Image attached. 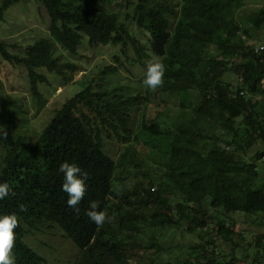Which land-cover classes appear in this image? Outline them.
Segmentation results:
<instances>
[{
	"label": "trees",
	"instance_id": "1",
	"mask_svg": "<svg viewBox=\"0 0 264 264\" xmlns=\"http://www.w3.org/2000/svg\"><path fill=\"white\" fill-rule=\"evenodd\" d=\"M35 1L48 15L49 36L21 53L0 41L1 57L26 70L34 98H40L39 85L48 82L41 70L64 77L76 69L75 63L59 61L56 43L71 55L84 36L91 47L121 49L98 80H87L55 110L34 141L1 128L0 120V181L12 186V194L0 200V213L18 217L12 249L16 264H47L26 242L30 229L41 226L58 227L76 245L74 264H157L163 248L151 238L142 242L144 227L187 224V232L202 233L208 207L264 221V178L256 164L264 150L247 158L250 148L264 143V117L255 99L264 96V46L249 42L251 30L264 28V6L238 19L243 0ZM16 2L5 0L0 15ZM117 5L126 10L118 12ZM131 25L147 35L145 42ZM128 45L138 62L150 55L163 60L164 83L157 90L120 96L123 86L103 84L123 66ZM228 73L237 77V86L224 78ZM163 96L182 107L191 102L182 115H170ZM107 138L124 143L115 159L105 151ZM138 144L167 154L159 179L136 169L141 166ZM62 161L88 173L79 212L67 206L61 190ZM91 200L99 201L108 217L99 227L85 214ZM232 233L222 222L215 230L223 239ZM213 242L211 236L195 247V264H200L198 256L213 252L207 249ZM151 248L153 256H144Z\"/></svg>",
	"mask_w": 264,
	"mask_h": 264
},
{
	"label": "rangeland",
	"instance_id": "2",
	"mask_svg": "<svg viewBox=\"0 0 264 264\" xmlns=\"http://www.w3.org/2000/svg\"><path fill=\"white\" fill-rule=\"evenodd\" d=\"M5 0H0V8ZM119 5L124 4V0H118ZM264 6V0H243V5L236 13L238 19L244 18L251 11ZM115 10H122L117 5ZM129 12V10H128ZM123 13V12H122ZM49 19L44 8L35 0H18L3 10L0 15V41L8 47L11 52L21 53L25 46L35 40L49 36ZM132 33H139L138 38L145 42L147 35L141 31H136L131 25ZM249 42L256 48L264 46V28L251 30ZM121 46L111 44L91 47L87 43V37L82 38V43L77 50V54L71 55L61 49L59 44L54 45V54L61 62H72L76 64V69L67 71L65 76H58L53 73L41 70L47 78L46 84L39 85L40 98H34L27 81L26 70L18 65L5 61L0 55V120L1 128L12 132L15 135L25 136L28 140L34 141L41 133L43 127L53 117L54 112L62 103L83 88L87 80L100 78V71L108 65L114 64L113 56L120 53ZM128 45L124 48V55L121 56L123 66L118 73L110 77H103L104 85L108 88L123 86L120 93L134 94L144 92L145 86L141 83L146 64L149 60L158 59L155 56L143 57L140 62L136 61V56ZM212 50V51H211ZM211 52L215 51L211 48ZM224 78L233 86L239 82L237 77L228 73ZM119 92V91H117ZM164 97V96H163ZM160 98V97H159ZM167 105L166 111L170 115H182L187 111V106L191 102L186 100V107H182L179 100L173 97H164ZM258 113L264 117V96H255ZM158 99H154V102ZM186 108V109H185ZM183 109V110H181ZM221 135L227 136L224 129H220ZM124 143L115 139H105L104 148L112 158L118 157ZM138 158L142 169L149 177L159 179L162 171V164L167 159V154L161 150L142 148L138 144ZM258 150H264V143L257 142L248 150L247 158H251ZM259 175L264 178V156L256 161ZM134 171V169L130 168ZM139 178V177H138ZM142 178V176H140ZM207 227L202 233H189L185 227L187 224L166 226L164 228H143L139 237L143 243L149 238L162 246L163 250L156 255L157 264H184L186 261L196 260L192 256L195 247L213 236L214 242L207 247L209 251L204 256L200 255L197 261L206 264L209 257V264H264V221L257 215H247L241 212H225L221 209L208 207ZM219 222L224 227H232L233 233L229 238L223 239L215 235ZM26 242L38 253L43 255L47 264H74L79 249L76 245L66 239L61 230L56 226L31 228L26 237ZM144 256H153V249L146 250Z\"/></svg>",
	"mask_w": 264,
	"mask_h": 264
},
{
	"label": "clouds",
	"instance_id": "3",
	"mask_svg": "<svg viewBox=\"0 0 264 264\" xmlns=\"http://www.w3.org/2000/svg\"><path fill=\"white\" fill-rule=\"evenodd\" d=\"M165 71L166 68L162 59L149 60L141 83L148 90L155 91L164 83ZM58 170L63 174L60 187L67 195L66 204L69 208L79 212L78 205L85 196L88 173L79 164L69 161H62ZM11 194L12 186L7 181H0V200ZM85 214L89 221L97 227L103 225L108 219L105 211L100 210V202L97 200L89 201ZM17 225L16 213H0V264H16L12 249L15 240L14 229Z\"/></svg>",
	"mask_w": 264,
	"mask_h": 264
}]
</instances>
